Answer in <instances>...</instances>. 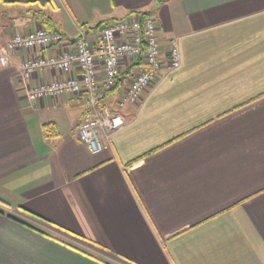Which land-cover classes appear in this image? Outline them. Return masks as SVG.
Here are the masks:
<instances>
[{"label": "crops", "instance_id": "crops-1", "mask_svg": "<svg viewBox=\"0 0 264 264\" xmlns=\"http://www.w3.org/2000/svg\"><path fill=\"white\" fill-rule=\"evenodd\" d=\"M0 6L24 9L0 28L2 42L44 27L38 10L66 37L12 51L0 69V264H264V0ZM140 12L159 28L160 74L119 109L133 74L123 68L98 102L119 124L101 130L105 147L92 154L77 131L83 93L29 101L21 61L71 49L80 31ZM171 37L181 55L174 70ZM57 76L37 71L28 86ZM49 122L54 137L44 136Z\"/></svg>", "mask_w": 264, "mask_h": 264}, {"label": "built area", "instance_id": "built-area-1", "mask_svg": "<svg viewBox=\"0 0 264 264\" xmlns=\"http://www.w3.org/2000/svg\"><path fill=\"white\" fill-rule=\"evenodd\" d=\"M159 28L151 14H131L103 24L93 34L80 31L71 41L72 48L61 52H44L27 56L20 64L21 83L27 89L29 101L64 94L84 95L86 114L77 125L81 141L87 150L96 154L105 147L101 130L112 131L119 123L110 117L109 107L99 109L98 102L109 92L125 66L133 70L129 84L116 100L117 108L140 101L144 91L160 74L162 58ZM66 39L57 30L38 27L13 32L0 43V69L8 64L10 52L19 49H46ZM168 68L181 64L178 39L167 40ZM140 64H143L141 67ZM74 66L77 73L74 72ZM37 71L59 73L49 81H38L29 88V81Z\"/></svg>", "mask_w": 264, "mask_h": 264}, {"label": "trees", "instance_id": "trees-1", "mask_svg": "<svg viewBox=\"0 0 264 264\" xmlns=\"http://www.w3.org/2000/svg\"><path fill=\"white\" fill-rule=\"evenodd\" d=\"M141 15L149 14V12H140ZM35 18L39 19L41 24H44V27H48L50 30H55V27H53L52 19L47 16L43 11L38 10L35 11L34 14ZM108 21L100 22L99 24L95 25L94 27L97 28L101 24H105ZM43 127V133L45 137H54L58 134L57 128L54 123L49 122L42 125Z\"/></svg>", "mask_w": 264, "mask_h": 264}, {"label": "rangeland", "instance_id": "rangeland-1", "mask_svg": "<svg viewBox=\"0 0 264 264\" xmlns=\"http://www.w3.org/2000/svg\"><path fill=\"white\" fill-rule=\"evenodd\" d=\"M18 10L22 11L24 9L16 8V7L0 6V28H3L4 30L11 28V22H14V20L18 17L19 14ZM13 32H20V31L15 30ZM13 32H11L9 36ZM8 37L5 39V41L8 39ZM0 43H3L1 39H0Z\"/></svg>", "mask_w": 264, "mask_h": 264}]
</instances>
